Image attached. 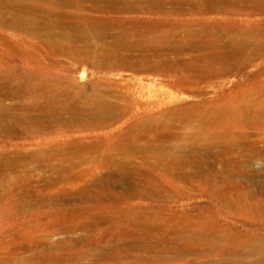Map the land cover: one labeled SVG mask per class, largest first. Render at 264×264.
Listing matches in <instances>:
<instances>
[{
	"label": "rangeland",
	"instance_id": "obj_1",
	"mask_svg": "<svg viewBox=\"0 0 264 264\" xmlns=\"http://www.w3.org/2000/svg\"><path fill=\"white\" fill-rule=\"evenodd\" d=\"M131 1L0 0V264H264V0Z\"/></svg>",
	"mask_w": 264,
	"mask_h": 264
},
{
	"label": "bare ground",
	"instance_id": "obj_2",
	"mask_svg": "<svg viewBox=\"0 0 264 264\" xmlns=\"http://www.w3.org/2000/svg\"><path fill=\"white\" fill-rule=\"evenodd\" d=\"M61 1V0H60ZM66 1V0H65ZM71 0H69V2H70ZM90 1V0H89ZM91 2L92 3H94V6H96L95 7V10H98V11H100L101 13L102 12H109V13H115V12H117V11H130V10H133V9H135V7H137V6H139V4H137V6L135 5L136 3H135V1H131V0H91ZM165 2H166V0L164 1V0H145V4L147 3V4H152L153 6H155L156 8L158 7V8H162L163 7V5L165 4ZM187 2H189V5H190V9L191 10H193V11H195V12H208V11H216V12H218V11H230L231 13H237V11H240V9H242V7L243 8H246V7H252V6H254V7H256V8H258L261 4H258V3H256V2H259V1H256V0H193V1H191V0H189V1H183V2H178L177 4H179V5H183V4H186ZM56 3H57V0H56ZM68 3V2H67ZM59 4H61V3H59ZM63 4H66V3H63ZM188 4V3H187ZM68 5H69V3H68ZM74 5V4H73ZM73 5H71V7L73 6ZM13 6V5H12ZM12 6H10V7H12ZM21 6V5H20ZM93 6V5H92ZM23 7V6H22ZM22 7H20L21 9H22ZM189 7V6H188ZM14 8V7H13ZM12 8V9H13ZM19 8V7H18ZM166 8V7H165ZM15 9H16V7H15ZM20 9V10H21ZM25 9V8H24ZM30 9V8H29ZM93 9H94V7H93ZM142 9H144V8H142ZM17 10V9H16ZM19 10V9H18ZM28 10V9H27ZM147 10V9H146ZM145 10V11H146ZM150 10V9H149ZM165 10V9H164ZM62 11V10H61ZM61 11H60V13L59 14H61ZM153 11V10H152ZM151 11V12H152ZM19 12H21V11H19ZM126 12V13H127ZM148 12V11H147ZM150 12V11H149ZM56 14V16L58 17V15L59 14ZM65 13V12H64ZM67 13V12H66ZM105 13V14H106ZM1 14V13H0ZM16 14V13H15ZM4 15V14H3ZM17 15V14H16ZM23 15V14H22ZM54 15V14H53ZM66 15V14H65ZM68 15H70V13L68 14ZM68 15H66L67 16V18H68ZM72 15V14H71ZM18 16H20V15H18ZM55 16V17H56ZM63 16V15H62ZM66 16H65V18H66ZM74 16V15H73ZM1 17H3V16H1ZM45 17V16H44ZM56 17V18H57ZM59 17H61V16H59ZM59 17L57 18V20L59 19ZM64 17V16H63ZM70 17H72V16H69V18ZM14 18V17H13ZM25 18V17H24ZM55 19V18H54ZM71 19V18H70ZM207 18H205V20H206ZM212 20H214V19H212ZM22 21V20H21ZM64 21V20H63ZM10 22H11V25L13 24H18V21H16L15 19H11L10 20ZM28 22V21H27ZM60 22H62V20L60 21ZM94 22H96V21H94ZM210 22V21H209ZM25 23V22H24ZM31 23V22H30ZM29 23V24H30ZM56 22H54V25L53 26H55L56 24H55ZM63 23V22H62ZM61 23V24H62ZM65 23V22H64ZM62 24V25H65V24ZM98 22H96L95 24H97ZM21 25H22V23H20ZM41 24V23H40ZM58 24H60V23H58ZM60 24V25H61ZM101 24V23H100ZM159 24V23H158ZM162 24V23H161ZM19 25V24H18ZM33 25V24H32ZM39 26V24L38 23H36V26ZM73 25V24H72ZM80 25V24H79ZM24 27H25V25H23ZM29 26V25H28ZM27 26V27H28ZM34 26V25H33ZM43 26V24L41 25V27ZM44 26H45V24H44ZM66 27H67V24L65 25ZM98 26V25H97ZM61 27V26H60ZM73 27V26H72ZM74 28V27H73ZM84 28V27H83ZM100 28H101V26H100ZM153 28H154V26H153ZM210 27H208V29H209ZM54 29V28H53ZM59 29H61V28H59ZM98 29H99V26H98ZM97 29V30H98ZM125 29V28H124ZM124 29H121V30H124ZM131 29V28H130ZM143 29H145V28H143ZM142 29V30H143ZM147 29V28H146ZM149 29V28H148ZM207 29V30H208ZM75 30H77L76 28L73 30V31H75ZM100 30V29H99ZM134 30H136V29H134ZM153 31H152V33L154 32V30L155 29H152ZM159 30V29H158ZM210 30V29H209ZM102 31V30H101ZM146 31V30H145ZM144 31V32H145ZM149 31L150 30H148V31H146V34H147V32L149 33ZM171 31V30H170ZM110 32V31H109ZM131 31H127L126 30V32H123L122 34L120 33V37H118L117 38V36H113L112 38L114 39V41H113V44H115L114 45V48H112L111 50H109L108 52L106 51L107 50V44H105V47H106V49L104 50V51H106L107 53H105V54H103V56H105L106 58H111V59H119V64L120 65H122L123 67H125V68H131V69H138V68H140V67H144V68H152V66L151 65H149L148 63L146 64V63H142V64H139L138 65V63H136L134 60L135 59H133V60H128V59H126L125 58V56L127 55V53H124V54H126L125 56H124V54L122 53V51L124 52V51H126L127 52V50L129 49V48H131V47H133V46H141V42H140V40H138V42H136L137 41V39L135 40V42H132V41H130L131 39V36H132V33H130ZM137 32V31H136ZM135 32V33H136ZM141 31H139L138 33H140ZM143 32V31H142ZM143 32V33H144ZM75 33V32H74ZM76 33H77V31H76ZM75 33V34H76ZM151 33V34H152ZM156 33V32H155ZM157 33H159V32H157ZM166 33V32H165ZM169 33H171V32H169ZM49 34H51V33H49ZM113 34V33H112ZM115 34V33H114ZM134 34V33H133ZM141 34V33H140ZM167 34V33H166ZM172 34V33H171ZM210 34V33H209ZM71 35V34H70ZM76 35H78V33L76 34ZM100 35V34H99ZM102 35V34H101ZM103 35H105V34H103ZM102 35V36H103ZM110 35V34H109ZM116 35V34H115ZM119 35V34H118ZM145 35V34H144ZM156 36H157V34H155ZM155 35H153V36H155ZM160 35V34H159ZM162 35V34H161ZM165 35V34H164ZM168 35V37L170 36L169 34H167ZM193 35H195V34H193ZM72 36V38H74L73 37V35H71ZM106 37H108V34L107 35H105ZM143 36V35H142ZM206 36V35H205ZM100 37V36H99ZM164 36H159V37H157V39H155V40H157V42H159L160 44H161V42L163 43H165L166 42V38H163ZM71 38V39H72ZM76 38H77V36H76ZM137 38H140V37H138L137 36ZM142 38V37H141ZM153 38V37H152ZM151 38V39H152ZM171 38H172V36H171ZM169 39V40H172V39ZM134 39H135V37H134ZM143 39V38H142ZM147 39V38H146ZM150 39V40H151ZM175 39V38H174ZM180 39V38H179ZM72 40H75V39H72ZM103 40V39H102ZM144 41H145V39H143ZM176 40V39H175ZM101 41V40H100ZM146 41H148V40H146ZM183 41V40H182ZM181 41V42H182ZM167 42H168V39H167ZM170 42V41H169ZM168 42V43H169ZM186 42V41H185ZM184 42V43H185ZM100 43V42H99ZM143 43V42H142ZM147 43V42H146ZM146 43L144 42V44L146 45ZM156 43V42H155ZM173 43V42H172ZM187 43V42H186ZM79 44V43H78ZM111 44V43H110ZM158 43H156V45H157ZM159 44V45H160ZM190 44V43H189ZM80 45H82V44H80ZM109 45V44H108ZM112 45V44H111ZM110 45V48L111 47H113V46H111ZM145 45H143V46H145ZM148 45V44H147ZM152 45H153V43H152ZM155 45V44H154ZM174 45H176V44H174ZM186 45H188V43L186 44ZM192 45V44H191ZM214 45V44H213ZM228 45V44H227ZM245 45H247V44H245ZM73 46H75V45H73ZM72 46V47H73ZM142 46V47H143ZM149 46H150V44H149ZM165 46H167V45H165ZM165 46H164V48H165ZM169 46V45H168ZM212 46V45H211ZM237 46V48H238V45H236ZM78 46H76V47H73L74 48V50H79L78 48H77ZM257 47V46H256ZM101 48V46H100V44H99V49ZM109 48V47H108ZM159 48V47H158ZM191 48V47H190ZM212 48V47H211ZM236 48V47H235ZM234 48V49H235ZM251 48V47H250ZM248 49V48H243V51L245 52V53H247V55H249V56H255L258 52H256L257 50H255V49H253V48H251L252 50H254V52H252L251 51V49ZM72 49V48H71ZM71 49H69V50H71ZM81 49V48H80ZM160 49V48H159ZM169 49V48H168ZM184 49V48H183ZM188 49V48H187ZM213 49V48H212ZM225 49V48H224ZM227 49V48H226ZM241 49V48H240ZM103 50V49H102ZM135 50V49H134ZM148 50V49H147ZM151 50H152V48H151ZM170 50V49H169ZM237 50V49H236ZM239 50V49H238ZM130 51V50H129ZM128 51V52H129ZM132 51V50H131ZM138 51V50H137ZM144 51V50H143ZM184 51V50H183ZM242 51V52H243ZM139 52H141V51H139ZM169 52V51H168ZM226 52H227V50H226ZM230 52H231V50H230ZM69 53V52H68ZM102 53H103V51H102ZM143 53V52H142ZM142 53H139L140 55L142 54ZM147 53V52H146ZM145 53V54H146ZM154 53V52H153ZM178 53H179V51H178ZM214 53V52H213ZM234 53H236V52H234ZM244 53V54H245ZM134 54V53H133ZM148 54V53H147ZM100 55H101V53H100ZM155 55V54H154ZM156 55H157V53H156ZM179 55V54H178ZM209 55V54H208ZM212 55V54H211ZM127 56H129V55H127ZM180 56V55H179ZM213 56V55H212ZM102 57V56H101ZM100 57V58H101ZM130 57V56H129ZM134 57V56H133ZM197 57V56H196ZM214 57V56H213ZM258 57V56H257ZM101 59H103V58H101ZM100 59V60H101ZM111 59L108 61V63H109V65H110V62H111ZM132 59V58H131ZM137 59V58H136ZM148 59V58H147ZM198 59V58H197ZM224 59V58H223ZM104 60H105V58H104ZM100 61V62H105V61ZM231 60V59H230ZM237 60V59H236ZM134 61V62H133ZM137 62L139 61L138 59L136 60ZM176 61V60H175ZM179 61V60H178ZM181 61V60H180ZM219 61V60H218ZM100 62H99V64H100ZM115 62H117V60L115 61ZM194 62V61H193ZM211 62V61H210ZM220 62V61H219ZM97 63H98V61H97ZM103 63H101V64H103ZM113 63V62H112ZM165 63H167V62H165ZM175 63H177V62H175ZM114 64V63H113ZM164 64V63H163ZM163 64H161V65H153L154 66V68H160V69H163V70H165V69H167L169 66H166V64L165 65H163ZM169 64H170V62H169ZM198 64V63H197ZM194 65L193 64V66H194V68L195 69H199V70H204L206 67H208L209 66V64H200V65ZM97 65V64H96ZM104 65V64H103ZM112 65V64H111ZM116 65H118V64H116ZM185 65V64H184ZM189 65V64H188ZM220 65V64H219ZM98 66V65H97ZM105 66V65H104ZM174 67L176 66V65H173ZM179 66V65H178ZM187 66V65H186ZM174 67H173V69H174ZM213 67V66H212ZM171 68V67H170ZM220 68V67H219ZM227 68V67H226ZM230 68V67H229ZM159 69V70H160ZM176 69V68H175ZM210 69V68H209ZM221 69V68H220ZM130 70V69H129ZM151 70V69H150ZM154 70V69H153ZM158 70V69H157ZM170 70V69H169ZM212 70V69H211ZM216 70H217V68H216ZM227 70V69H226ZM9 71V70H8ZM7 71V72H8ZM194 71V70H193ZM11 73V72H10ZM2 75V74H1ZM10 75V77H11V75H12V73L11 74H9ZM4 76V75H3ZM9 77V78H10ZM1 78H3V77H1ZM23 78V77H22ZM21 78V79H22ZM13 79V78H12ZM11 79V80H12ZM14 81H16L15 79H13ZM23 80V79H22ZM21 80V81H22ZM4 81V80H3ZM18 82H20V81H18ZM41 83V82H40ZM42 84H44V83H42ZM8 85V84H7ZM39 86H41L40 84H39ZM53 86V85H52ZM48 86H46V88H47ZM49 88V87H48ZM53 88H54V86H53ZM53 88H51L50 90H48L47 89V91H46V89H45V91H44V93H45V95H47L48 93L50 94V96H52V95H54V96H57V94H58V92H59V88L58 89H54V90H52ZM7 90V89H6ZM52 90V91H51ZM61 91V90H60ZM59 93H61V92H59ZM40 94H42L41 93V91H40ZM48 94V95H49ZM63 94V93H62ZM61 95V94H60ZM50 96L48 97V98H50ZM53 96V97H54ZM63 96H65V95H63ZM68 96V95H67ZM76 96V95H75ZM62 97V96H61ZM60 97V98H61ZM64 98V97H63ZM66 98V97H65ZM51 99V98H50ZM54 99H56V98H53V102L55 101ZM59 99V98H58ZM51 113V112H50ZM53 113V112H52ZM89 113V112H88ZM68 114V113H67ZM66 114V115H67ZM82 114V113H81ZM86 114V112H84V114H83V116ZM64 115V114H63ZM87 115V114H86ZM95 114H93V116H94ZM55 116V115H54ZM59 116V115H58ZM81 116V115H80ZM53 117V116H52ZM56 117V116H55ZM54 117V119H56ZM66 117V116H65ZM78 117V116H77ZM85 117H88V116H85ZM84 117V118H85ZM91 117V116H90ZM71 118V117H70ZM92 118V117H91ZM94 118V117H93ZM53 119V120H54ZM69 119V118H68ZM81 119H83V118H81ZM87 119V118H86ZM50 120H52V119H50ZM58 120V119H57ZM89 120H91V119H89ZM94 120V119H93ZM79 122V121H78ZM81 123V122H80ZM107 163V162H106ZM5 180V179H4ZM2 183V182H1ZM98 186H100V185H98ZM94 188V187H93ZM98 188V187H97ZM103 188V187H102ZM90 189V188H89ZM106 190V189H105ZM112 191V190H111ZM129 191H130V189H129ZM84 192V191H83ZM101 192H102V190H101ZM113 192V191H112ZM106 193V192H105ZM116 193V192H115ZM123 193V192H122ZM82 194V193H81ZM89 194H90V192H89ZM97 194V193H96ZM95 194V195H96ZM98 194H99V192H98ZM117 194V193H116ZM130 194V193H129ZM132 194V193H131ZM94 196V195H93ZM101 196H102V194H101ZM101 196H99V197H101ZM107 196H109V199L110 200H113V198L111 197V195L110 194H108ZM104 197V196H103ZM127 198V197H126ZM30 200V199H29ZM97 200H99V199H97ZM126 200V199H125ZM89 201V200H88ZM96 201V200H95ZM30 202V201H29ZM113 202V201H112ZM118 203H120V202H118ZM117 203V204H118ZM116 204V203H115ZM110 220V219H109ZM106 221H107V219H106ZM57 231V230H56ZM116 245H118V243H112V246H110V247H108V252L105 254L107 257V259H110V258H113L114 257V255H116V254H118L119 255V253H118V251H119V247L118 246H116ZM128 246V245H127ZM127 249V248H126ZM121 250V249H120ZM124 250V249H123ZM101 256V255H100ZM120 256V255H119ZM103 258V257H102ZM120 258V257H119ZM90 261V260H89Z\"/></svg>",
	"mask_w": 264,
	"mask_h": 264
}]
</instances>
